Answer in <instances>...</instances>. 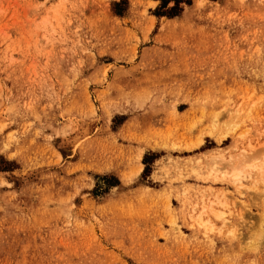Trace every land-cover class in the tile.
<instances>
[{
  "label": "rangeland",
  "instance_id": "374dc122",
  "mask_svg": "<svg viewBox=\"0 0 264 264\" xmlns=\"http://www.w3.org/2000/svg\"><path fill=\"white\" fill-rule=\"evenodd\" d=\"M0 264H264V0H0Z\"/></svg>",
  "mask_w": 264,
  "mask_h": 264
},
{
  "label": "bare ground",
  "instance_id": "6f19581e",
  "mask_svg": "<svg viewBox=\"0 0 264 264\" xmlns=\"http://www.w3.org/2000/svg\"><path fill=\"white\" fill-rule=\"evenodd\" d=\"M221 138V137H220ZM202 140V139H201ZM200 142H202V141H200ZM199 142V143H200ZM240 171V170H239ZM239 175V172L237 171L236 173H235V176H238ZM209 204V203H208ZM211 204V203H210ZM204 206H206L205 204H203ZM202 205V206H203ZM201 209V208H200ZM205 211V210H204ZM199 213H201V215L203 214V212H199ZM217 215H220V214H222V213H216ZM201 218V217H200Z\"/></svg>",
  "mask_w": 264,
  "mask_h": 264
},
{
  "label": "trees",
  "instance_id": "16d2710c",
  "mask_svg": "<svg viewBox=\"0 0 264 264\" xmlns=\"http://www.w3.org/2000/svg\"><path fill=\"white\" fill-rule=\"evenodd\" d=\"M177 2H180V1H182V0H176ZM176 8V7H175ZM175 8H173V9H175Z\"/></svg>",
  "mask_w": 264,
  "mask_h": 264
}]
</instances>
